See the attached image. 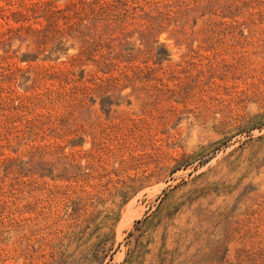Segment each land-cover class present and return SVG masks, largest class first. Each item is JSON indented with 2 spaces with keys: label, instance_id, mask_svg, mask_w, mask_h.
I'll return each instance as SVG.
<instances>
[{
  "label": "rangeland",
  "instance_id": "obj_1",
  "mask_svg": "<svg viewBox=\"0 0 264 264\" xmlns=\"http://www.w3.org/2000/svg\"><path fill=\"white\" fill-rule=\"evenodd\" d=\"M0 264H264V0H0Z\"/></svg>",
  "mask_w": 264,
  "mask_h": 264
},
{
  "label": "bare ground",
  "instance_id": "obj_2",
  "mask_svg": "<svg viewBox=\"0 0 264 264\" xmlns=\"http://www.w3.org/2000/svg\"><path fill=\"white\" fill-rule=\"evenodd\" d=\"M154 253V252H153Z\"/></svg>",
  "mask_w": 264,
  "mask_h": 264
}]
</instances>
